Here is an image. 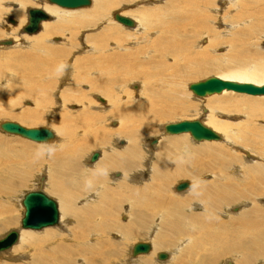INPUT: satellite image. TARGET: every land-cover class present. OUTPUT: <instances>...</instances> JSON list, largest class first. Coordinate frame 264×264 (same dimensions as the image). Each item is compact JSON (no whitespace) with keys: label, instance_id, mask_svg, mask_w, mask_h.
Returning <instances> with one entry per match:
<instances>
[{"label":"bare ground","instance_id":"bare-ground-1","mask_svg":"<svg viewBox=\"0 0 264 264\" xmlns=\"http://www.w3.org/2000/svg\"><path fill=\"white\" fill-rule=\"evenodd\" d=\"M36 1L40 4H36L34 8L31 7L26 9L24 7L29 4V0H12V2L0 0V79L4 76L3 79L0 80V94L6 93V95H0V116L9 114L11 108L16 106L17 101L20 100L21 103L25 97L32 96L33 101L31 104H33V108L21 110L17 112V116H15L22 122L28 121L32 124H39L43 121V109H46L50 98H52L45 93V90L47 89L48 93L51 94L54 87L49 88L39 83V80L44 78L43 75L48 74L47 78L55 75L54 73L57 72L59 65L61 66L60 69L62 72L66 70L65 68L70 70L73 67V63H71L72 61L70 59L67 60V57L71 53L72 48H75L74 42H77L78 39L81 38L79 37L80 33L97 24H111L112 21H114L113 18L115 15L114 13L111 18L108 16L111 9L121 6L124 2H132L134 0H90L91 3L89 6L71 10L50 4L47 0ZM145 1H147V6L143 5L138 7L139 3H145ZM161 1L163 2V0ZM247 2L251 1L247 0ZM151 3L148 0L137 1L135 5H137L138 8L136 9L135 7L133 10L120 9L121 11L117 14L130 17L134 25L128 27L122 24L121 26V23L119 24L118 22L117 25L113 24V26L119 27V29L127 31V33H115L116 28L109 26L106 28L104 27V30L97 36H88L85 38L83 45H88L89 47L88 51H86L89 55V64L80 68L81 73L79 74L75 73L76 70L74 71L73 82L75 85L78 81L88 82L91 85L90 91L102 93L106 96V101L105 99L102 101L97 98V96L95 97L102 103V106L105 105L107 107L102 113L103 115L101 113L100 115H94L93 113L89 114L87 107L84 109L81 108L78 112L67 111V105L73 102H82L78 97L79 91L73 88H67L61 91L58 87H55L54 99L56 103L60 104L59 113H57V116L48 117V125L47 127L45 126L51 131L52 138L46 142H34L30 140L31 142L40 144V146L48 144L49 146H47L46 150L41 147H34L26 144H19L20 147L18 149L10 146L9 143L15 144L13 143L16 142L14 137H19V135L3 131L1 129V124L7 121L0 122V131L3 132V134L10 137L14 135L13 138L0 137V162L2 160L6 161V164H3L4 167H0V217L11 210L12 204L16 203L14 199L15 193L24 186L25 183L23 185L22 183L27 175L24 166L27 162L25 161H27L29 153L35 151L37 153L34 154L37 156L41 154L45 155L46 153L45 165L47 166V169H43L44 173L42 172L45 175L40 176V173V175L36 177V184H38V186L35 190L40 189L49 197L50 195L46 190L53 192L60 200V211L74 219L71 226L67 225L64 227V233H57L51 230V227L55 228L57 225L61 227L63 223L61 224L59 215L57 225L43 228L45 230H33L36 232L43 230L38 234L31 232L30 229L21 228L19 220L18 230H11L0 238V240L4 239L5 236L12 231L17 233L14 243L0 250V253H5L3 257L12 259L14 263L0 262V264H77L79 261L82 264H107L111 259L118 260L119 256L125 252V250L124 252L121 250L122 247L119 244H112L109 241V234L116 232L120 235V240H122L124 244L126 240L129 241L132 238L134 239L140 236L141 233H138V231H142L140 228H144L146 221L148 220L149 222L153 216H157L156 220H158V223L162 221L160 224L162 229L158 230L157 224H155L154 228L151 226H147V229L144 228L146 232L143 236L146 234L149 240L152 241V243L147 241L151 244L150 251L147 254L133 256L131 252L134 243L128 248L130 259L127 260V264H151V261L154 263L152 258L141 259V257L145 255H155L156 257L159 252L154 253L155 249H168L171 247L173 241H170L171 239L169 241L167 240V237L170 238L171 235V237L175 238H184L187 246L184 245L186 247L183 250H180L184 247L183 245L177 247L172 246L173 250H169L170 252L168 253L165 252L168 257L165 261H160V264H218L219 259L225 255L239 257L236 264H251L257 257H264V220L261 221L260 219L264 213L259 215L257 210L251 208L248 213L241 215L238 219L236 218V224H238V226H236L235 230L231 231L230 234L228 233L229 231L227 232V229H225L226 227H222V229L219 227V229H217V224L216 227H213L215 226L214 223L218 221V219L216 220L215 218L217 209H219L218 213H220L224 206L239 200L243 201L245 198L248 199L249 195H264V189H260L257 186L261 185V181H264V168L260 164L254 165V163L257 164L259 162H255V158H252L253 156H251V153L243 150L249 147V150H253L258 153V155H264V125L260 124L261 128L254 129L253 127L251 129L244 118L238 117V119H235L237 117H232L228 113V115H224L221 110V106L234 107L237 110L236 113H245L246 119L247 115L250 116L249 119H252V117L256 118V120L263 119L257 120L260 123L264 122V104L253 103L242 97V100L239 102L226 101L225 98L218 99V97L233 92L234 94L257 97L258 100L254 101H264V95H248L246 93H237L225 89L220 93H205L201 95L190 89L191 85L203 82L212 77L189 84L185 92L197 98L206 97L202 100V105L198 108L200 111L195 109L194 114L190 117H196L197 114L201 115L200 120L202 124L219 134L220 139L207 142L203 140L201 143L207 144L190 146L186 137V135L191 137L189 133L170 136L163 142H167L176 153L163 148V143L159 144L157 146L158 148L156 147L154 149L153 146H155L156 141L153 146L147 147L146 152L150 155L146 156L144 159L145 163L142 165L144 171H141L142 173L140 174H136V171L134 172V169L140 166L137 164L143 161L142 159L145 157L143 156L144 154L142 155L140 152L142 149L139 150V145L142 146L140 144L141 139L154 135L155 132L153 128L159 129L162 135H172L165 132L164 126L166 124L160 126L158 123H160V121L172 120L171 118L178 116L176 113L184 106L187 101L186 97H188L187 93H182L186 86L185 82L193 80V77L197 78L200 73L203 72L202 70L206 69L205 67H215L218 68L217 70L223 71L222 73L218 72L220 74L215 77L222 81H232L238 84L250 83L257 86L264 85L263 54H259V57H257L258 53L257 55H252L251 51L246 50L242 46L238 48L242 37H247L248 35L246 34L251 33L259 22L263 24L264 0H260V2L257 3L259 5V10L253 9L252 5L245 3V0H216L214 3L217 7L214 10V7H210V5L213 4V0H164L162 4H159V1L158 5L157 3ZM15 5L17 7H13ZM53 7L60 8L61 11L55 10ZM249 7L251 8L250 10ZM30 9H41L48 14V18L42 20L39 23L38 30L32 34L23 31L24 26L28 22V11ZM229 9L235 12L233 16L234 24L228 23L229 25H225V32L223 35L219 36V39L225 40L229 36H231V38L227 41L229 45L226 46V49L224 48L225 51L219 53V48L210 45L213 41L212 39L217 37H213V30L209 28L207 24L213 12L218 15ZM77 10H84V12H86V17H83V14H71ZM228 12L229 11H227V13ZM51 17H54L53 21ZM258 17H260V19H257ZM238 27H241V30L237 31L235 36L231 35ZM91 30H93V28ZM214 31L217 33L216 30ZM193 35H197L196 39L198 38L194 41L195 48L192 42ZM55 36H64V41L61 43L62 46H57L59 43L53 42ZM201 37H206L205 43L201 42ZM263 37L264 36L259 39L261 40ZM110 39H113V42L109 41ZM124 43H126L127 46L132 45L131 47H135L136 50L131 51L129 48H126ZM140 43L143 44L140 45ZM227 51H230L228 57L226 55ZM247 62L250 64L244 65ZM79 65L80 67L83 66L80 63L78 66ZM78 66L77 70L79 71ZM90 69L95 71H90ZM7 70L10 73L7 74V72H5ZM9 74L16 76V78L12 80L11 85L7 84L8 77H5L9 76ZM99 74L102 76L97 78ZM92 75L97 76L94 78L91 77ZM106 75H109L112 79V81L109 82L111 87H109V83L104 84L102 81L103 77H106ZM136 79H140L142 82L141 86L137 83L127 86L129 89L130 87L133 88L137 93L138 99H132L131 90H128L129 92L126 90L127 87L124 82L127 83ZM186 79L187 81H185ZM50 83L51 82H48V84ZM54 84H56V82ZM121 94L126 95L124 100L120 97ZM211 96L218 101V105L215 107H206V101L213 98ZM82 97L84 100L83 93ZM24 103L25 101L23 105ZM51 103L53 104V102ZM86 103L94 105L90 100H86ZM191 104L196 106L193 104V101ZM77 116H79L78 123L83 125L79 126L81 131L75 136L72 135L70 123H74V119H76ZM181 117L182 116H180V118ZM195 117L185 120H195L197 118ZM222 118L232 119L233 121L227 122V120H223ZM112 120H117L116 123L118 126L113 130H105V127L108 126L106 122H115ZM242 124H245L247 128L241 129L240 126ZM58 132L63 133V139H59L60 134H58ZM82 135H85V138H77ZM121 137L126 138V146L119 148L118 144H115L116 147H118L116 148L117 150H114L115 145L109 146L113 139L116 142ZM241 137L244 139H239ZM20 138L23 137L20 136ZM222 139L226 141V144L221 147L226 148V150L233 149L236 141L245 143L241 151L244 155L246 153V156H248L247 158L244 156L247 164L253 163L249 166H244V163H240V160L237 158H229L225 162L219 161L218 173L222 174L226 166L225 163L232 162V169H234V167L238 168L237 166L240 163L239 169H242L241 172L245 175L244 177L249 179L247 182L243 184L238 182L227 183L229 181L225 182L224 179L220 178L221 180L219 179L218 184L213 183L209 186H207L208 184L200 186V182L198 183L196 180L193 183L185 180L190 183L189 188L184 190L186 191L185 194L193 188L190 193H192L194 197L191 195V199H197L199 203L202 205L204 204L201 214L189 212V209H187L189 205L187 204L188 206H184L185 202L181 201L184 197L178 195L174 196L173 192L172 194L168 192V195H170V197L174 196V200L165 204L166 206L164 203L162 204L161 202L163 201L165 191L161 192V186L156 189L157 191H154L159 195L156 198L158 201L155 202V205L152 203L153 199L151 200L149 190L153 191L154 188H151V184L155 185L156 181L161 183L159 179L169 183L176 178L191 177L192 174L193 176L197 175L200 169L212 170L214 168L213 165L206 164L198 166L196 171L188 172L184 170L185 166L183 165V161L190 158L189 153L191 152L219 160L223 151H221L222 148H217L216 145L219 144L217 141L222 142ZM24 140H26V138ZM27 141L29 140L27 139ZM215 142H217V144L213 145ZM101 145H103L102 147L109 146L108 154L106 158H101L99 156L94 163H90L89 161L86 162L87 168H95L94 171L88 175V178L97 181L95 184L93 183L94 185L91 184L88 187V191H85L91 192L93 189L92 192L82 197L79 202H87V199H93L95 196H98L99 199L95 201L91 200L92 204L90 205L86 203L82 206L75 207L73 205L75 194H73L71 189L69 190V188H66L57 176H51L49 172L50 167H54V164L58 162H63L65 160L69 161L70 159L67 157L72 158L75 155L85 152L89 148L95 149ZM207 145L214 146L216 153L214 154L203 149V147ZM93 154L89 156V159ZM175 154L177 158L174 157ZM153 155L155 162L152 167L151 159ZM13 157L14 160L19 158L21 162V170H19V173L18 170L16 172V168L10 164V162L13 161ZM29 157H32V155ZM101 159L104 160L101 161ZM162 161L166 162L165 164L168 165V168L166 165L164 166ZM256 161L264 163V160L260 158H257ZM100 165L101 169L100 172H98ZM75 167L76 165H74V168ZM67 169L72 168L69 167ZM112 169H120L122 172L115 173L109 180L102 177L103 173H107L109 170L112 171ZM78 173L79 172H73L71 175L77 187L81 186V184L83 185L82 182H79L78 179L75 178ZM100 173L102 174L100 175ZM16 174H18V177ZM47 175L49 177L45 185ZM149 175L150 180L148 182H145L141 186L136 183L140 177L143 180L148 178ZM115 181L116 183H114ZM253 181H257V185L254 184L255 182L253 183ZM113 184H116V186ZM120 184H122V188L129 187L127 188L129 194L118 192L117 189L120 188ZM175 186L176 183L172 185L176 193L184 192H177ZM240 186L242 189L239 188ZM82 187L84 190L87 188H84V186ZM241 190H249V195ZM190 193L188 195H190ZM23 195L19 201L21 209H23L21 205ZM124 201L128 202L127 204L130 209V217L125 226L119 223L116 224L114 222V214L108 211L110 208L108 206L111 205V207L116 210V208L121 205L119 203H123ZM251 204L254 203L252 202ZM144 206L150 209L154 208V215L151 213L152 210L150 213L146 214V217L143 216L141 209ZM237 209L238 208L235 207V212ZM23 212L24 209L22 210L21 217L23 216ZM235 212L234 208H232L225 211L223 216L233 215ZM9 218L10 216L0 220V231L4 226L6 227L14 224L15 220ZM185 223L187 225H184ZM74 228H77V231ZM193 232H196V234L194 235ZM170 233L172 234L170 235ZM16 243L18 244L15 245ZM206 246H209V248L207 247L208 250H206L207 252L204 255L200 256L201 253L199 256L196 253L190 254L192 257L191 261L178 255V252H183L186 256L189 247L195 250H204ZM106 247L109 249L106 250ZM23 251H25L26 256L29 257V262L24 260L26 258L25 256L16 257L14 255L16 258H10L14 257L12 256L13 254ZM135 258L139 259L132 260ZM185 259L187 260L184 261ZM194 259L195 261H193ZM0 261H4V259L0 257ZM228 264H231V262Z\"/></svg>","mask_w":264,"mask_h":264},{"label":"rangeland","instance_id":"rangeland-1","mask_svg":"<svg viewBox=\"0 0 264 264\" xmlns=\"http://www.w3.org/2000/svg\"><path fill=\"white\" fill-rule=\"evenodd\" d=\"M137 1H144V0H134V1H130V2H124V3H122L121 4V6H119V7H117V8H114V9H111V11H110V13L108 14V16L111 18V17H113V15H114V13L115 14H117V13H119V11H121V10H133L134 9V7H135V9L136 8H138L139 6H147V1H145V3H139L138 4V7H137V5H135V3H137ZM151 4H156L157 3V5H158V2L160 1V3L159 4H162V3H164V0H163V2L161 1V0H148ZM216 0H213V4L212 5H210V7L212 8V7H214L213 8V10L217 7L216 5H215V2ZM249 1H251V2H247V0H245V3H247V4H249V5H252V8L253 9H255V10H259V5L257 4V3H259L260 2V0H249ZM8 2H12V0H8ZM36 2V3H35ZM127 3V4H126ZM14 4V3H13ZM36 4H40L38 1H36V0H29V4H27L24 8H31V7H36ZM149 5V4H148ZM218 5H219V3H218ZM226 5V4H225ZM225 5H220V6H225ZM41 6V5H40ZM13 7H17L16 5L15 6H13ZM55 10H58V11H61L60 10V8L58 9V8H55V7H53ZM121 9V10H120ZM251 8L249 7V10H250ZM68 10H71V9H68ZM67 10V11H68ZM227 11H229L228 13H227ZM225 12V11H224ZM224 12H222V13H220V14H216L215 12H213L212 14H211V18L209 19V23L207 24L208 25V27L209 28H211L212 30H213V32H212V35H213V37H217V38H215V39H212L213 41L210 43V45L211 46H215V48H219V53H222V51H225L224 50V48L226 49L227 47L226 46H228L229 44H228V40L231 38V36H229L228 38H226L225 40H221V39H219V36L220 35H223L224 34V32H225V29H224V26L225 25H229V24H234L233 22H234V20H233V16L235 15L234 13V11H232V10H226V12H225V14H224ZM71 14H83V17H86V12H84V10H77V11H75V12H73V13H71ZM214 14V15H213ZM229 14V15H228ZM216 15H217V17H216ZM221 15V16H220ZM223 15V16H222ZM231 15H232V17H231ZM214 17H215V19H214ZM225 17V18H224ZM228 17V18H227ZM52 18V21H53V19H54V17H51ZM128 18H130V17H128ZM218 18V19H217ZM114 19V18H113ZM131 19V18H130ZM228 19H230V20H228ZM257 19H260V17H258ZM228 20V21H227ZM226 22V23H225ZM262 22H263V24L261 23V22H259L254 28H253V30H252V32L251 33H248V34H246V35H248L247 37H242L241 38V41H240V46H238V48H241V46L243 47V48H245L246 50H249V51H251V53H252V55H257V53H258V56L257 57H259V54H263V56H264V37L260 40L259 38L260 37H262V36H264V17H263V20H262ZM229 23V24H228ZM102 24H104V25H102ZM112 24V25H111ZM101 23V25L99 24H97V25H95V26H93V27H91V28H88V29H86V30H83L82 31V33H80V35H79V37H81V38H79L78 39V41L76 42H74L75 43V48H72V50H71V53L69 54V56L67 57V60H71L72 62L71 63H73V67L70 69V70H68L67 68H65L66 70L64 71V72H62L61 71V66L59 65V67L57 68V74L56 73H54L50 68V70L55 74V75H52V76H50L49 78H47L48 77V74H45V75H43L44 76V78L43 79H40L39 80V83L41 84V85H43V86H47V87H49V88H53V92H51V94H49L48 93V91H47V89L45 90V93L47 94V95H50V97H52V98H50V100H49V102H48V104H47V106H46V109L44 108L43 109V112H44V119H43V121L41 122V123H39V124H32V123H29L28 121H25V122H22L19 118L17 119L15 116H17L16 115V113L17 112H20L21 110H26V109H32L33 108V104H31L32 103V101H33V98H32V96H27V97H25V99L20 103V100L19 101H17V104H16V106H14L13 108H11V111L9 112V114H7V115H4V116H0V122L1 121H11V122H16V123H18V124H21L22 126H24V127H29V128H32V127H47V125H48V117H52V116H57L58 114L57 113H59V108H60V104L59 103H56V101H55V96H54V93H55V87H58V89L59 90H65V89H67V88H73V89H77L79 92H78V97H79V99L80 100H82V102H78V103H75V102H73V103H71V104H69V105H67L66 106V110L67 111H70V112H73V111H76V112H78L81 108L82 109H84V108H86L87 107V110L89 111L88 113L89 114H94V115H100V113L102 114L103 112H104V110H106V106L105 105H101L102 103L100 102V101H98V99H96L95 97L97 96V98H99V99H101L102 101H104L103 99H105V101H106V96L104 95V94H102V93H97V92H94V91H90V83H88V82H80V81H78L77 82V84L75 85L74 84V82H73V77H74V71H75V73L76 74H79V73H81V69L80 68H83L84 67V65H86V64H89V62H88V53L86 52V51H88V45H83L84 44V41H85V38L86 37H88V36H97V35H99L101 32H102V30H104V27L106 28V27H114L113 26V24L115 25H117L118 24V22L114 19V21H112V23ZM120 24V23H119ZM11 26V25H10ZM83 26H85V25H83ZM97 26V27H96ZM119 26V25H118ZM121 26H122V24H121ZM99 27H100V29H99ZM93 28V30H91ZM95 28V29H94ZM114 28H116V30H115V33H127V31H122L121 29H119V27H114ZM114 28H113V31H114ZM241 27H238V28H236L232 33H231V35H233V36H235V33L237 32V31H239V30H241L240 29ZM224 29V30H223ZM121 30V31H120ZM214 30H216L217 31V33L214 31ZM88 31V32H87ZM242 32V31H241ZM18 33H19V31H18ZM92 34V35H91ZM129 34V33H128ZM83 35V36H82ZM30 37H33V36H30ZM196 37H197V35H193V37H192V42H193V47H194V41L195 40H197L196 39ZM212 37V38H213ZM56 38V39H55ZM55 38H53V42H57V43H59L57 46H62L61 45V43L64 41V36H55ZM83 38V39H82ZM58 39V40H57ZM80 40V41H79ZM200 40H202L201 42H203V43H205V40H206V37H201L200 38ZM109 41H111V42H113V39H110ZM141 41V40H140ZM32 42V41H31ZM142 42V41H141ZM227 42V43H226ZM244 42V43H243ZM143 43H140V45H142ZM213 44V45H212ZM243 44V45H242ZM83 45V46H82ZM124 45L126 46V48H129L131 51H133V50H136V48L135 47H131L132 45H126V43H124ZM137 46H139V45H137ZM107 47V46H106ZM105 47V48H106ZM195 48V47H194ZM262 48V49H261ZM107 50V49H106ZM138 51H140V50H138ZM10 52V51H9ZM228 52V53H227ZM226 52V55H227V57L229 56L228 54H229V52L230 51H227ZM76 53V54H75ZM72 55V56H71ZM81 64V65H83V66H81L80 67V65L78 66V64ZM248 64H250L249 62H247V63H245L244 65H248ZM62 65V64H61ZM77 66H78V69H79V71L77 70ZM87 66H89V65H87ZM206 69H203L202 71L203 72H201L200 73V75L197 77V78H192L193 80H190V81H187V79L185 80V81H187V82H185V84H186V86H185V89L182 91V93L183 94H186L187 92H185V90H186V88H187V86L189 85V84H191V83H196V82H198V81H202V80H204V79H206V78H209V77H216V75H218V74H220V73H222L223 71H220V70H217L218 68H215V67H205ZM59 69V70H58ZM216 69V70H215ZM90 71H95V70H93V69H90ZM5 72H7V74L8 73H10L8 70L7 71H5ZM218 72H220V73H218ZM68 73V74H67ZM68 76V77H67ZM97 75H92L91 77H96ZM102 75L101 74H99V76H97V78L98 77H101ZM4 77V76H3ZM3 77H1V79L0 80H2L3 79ZM5 77H8L7 78V81H8V83L7 84H12V80L13 79H15L16 78V76L15 75H11V74H9V76H5ZM107 77V78H106ZM106 77L104 76L103 77V83L104 84H107V83H109V82H111L112 81V79H111V77L109 76V75H106ZM109 77H110V79H109ZM119 79H120V77H119ZM10 82V83H9ZM48 82H51L50 84H48ZM56 82V84H54ZM189 82V83H188ZM134 83H137V84H140V86L142 85V82L140 81V79H136V80H134V81H129V82H124V84H126L125 86L127 87L128 85H131V84H134ZM55 85V86H54ZM109 87H111V85H110V83H109ZM114 88V87H113ZM126 90L128 91V90H131L130 92H131V98L132 99H138V96H137V93H136V91L133 89V88H131L130 87V89H129V87H127L126 88ZM187 91V90H186ZM129 92V91H128ZM82 93H83V95H84V100H83V97H82ZM226 93H229V92H226ZM3 95H6V93H2ZM2 94H0V95H2ZM87 94V95H86ZM90 94V95H89ZM132 94H134V95H132ZM188 94V97H186V102H185V104H184V106H182L181 108H180V111H178L177 113H176V115H178L177 117H175V118H171L172 120H167V121H160V123H158V125H165V124H168V123H176V122H179V121H182V120H185V119H191V118H193V117H195V116H193V117H190V116H192L193 114H194V111H195V109H198L201 105H202V100H204L205 98H197V97H195V96H191L189 93H187ZM222 94V93H221ZM89 95V96H88ZM214 96V95H213ZM213 96H211V97H213ZM82 97V98H81ZM121 98H122V100H124L125 98H126V95L125 94H121V96H120ZM244 98V99H246V100H250L251 102H253V103H261V104H264V101H254V100H258V98L257 97H250V96H246V95H242V94H234L233 92L231 93V94H227V95H223L222 97H218V99L219 98H225V100L226 101H232V102H239V101H241L242 100V98ZM6 98V97H5ZM27 98V99H26ZM210 98V97H209ZM90 100V102H92L94 105H90V104H88V103H86V100L87 101H89ZM51 100H53V101H51ZM80 100H78V101H80ZM191 100V101H190ZM216 99H214V97L213 98H210V100H208V101H206V104H205V106L206 107H215V106H217L218 105V101L216 100ZM25 101V103H24V105H23V102ZM192 101H193V104L194 105H196V106H193L191 103H192ZM51 102H53V104L51 103ZM85 103V104H84ZM19 104V105H18ZM88 105V106H87ZM22 106V107H21ZM198 106V107H197ZM10 108V107H9ZM46 110V111H45ZM199 111H200V109H198ZM221 110H222V112H223V114L224 115H230V116H232V117H237V118H235V119H238V117H241L242 119L244 118L246 121H247V125L248 126H250V128L252 129L253 127H254V129L255 128H261V126H260V124L261 125H264V122H258L257 120H263V119H257L256 120V118H254V117H252V119H249L250 118V116L249 115H247V119H246V117H245V113H236V109L234 108V107H227V106H221ZM97 113V114H96ZM228 113V114H227ZM239 114V115H238ZM103 115V114H102ZM198 115V116H197ZM196 115V119H198V120H200L201 119V115H199V114H197ZM237 115V116H236ZM180 116H182L183 117V119H182V117L180 118ZM229 116V117H230ZM189 117V118H188ZM81 118V117H80ZM78 119H79V116H77L76 117V119H74V123H70V128L72 129V135H77L80 131H81V129L79 128V126H81V125H83V124H80V123H78ZM195 119V120H196ZM223 120H227V122H232L233 120L232 119H225V118H222ZM112 121H115V122H113V123H110L111 121H107L106 122V125L108 124V126L107 127H105V130H113L114 128H116L117 126H118V124L116 123V121L117 120H112ZM201 121V120H200ZM239 122H240V120H239ZM252 122V123H251ZM75 123H76V125H75ZM253 123H254V125H253ZM252 124V125H251ZM77 127V128H75V127ZM256 126V127H255ZM49 127V126H48ZM155 127V126H154ZM240 128L241 129H244V128H247V126L245 125V124H242L241 126H240ZM154 130V135H152V136H147V137H145L144 139H141V142H140V144L142 145V146H140L139 145V150H141L140 152H141V154L143 155V156H145L142 160L143 161H141V162H139L137 165H140V166H138L136 169H134V172L136 171V174H140V173H142L141 171H144L143 169V167H142V165H144V163H145V158H146V156H148V155H150L149 153H147L146 151H147V147L148 146H153L154 144L153 143H151V141L152 140H154V139H156V144H155V146H153V148L155 149L159 144H162L163 143V148H166V149H169V150H171L173 153H176V151L175 150H173L172 149V147L167 143V142H163V141H165V140H167V138H169L170 136H178V135H166V134H164V135H162L161 134V131H159V129H156V128H153ZM152 133V134H153ZM58 134H60L59 135V139H63V133H60V132H58ZM183 135V134H182ZM7 137V138H13V136L12 137H10V136H8V135H6V134H3V132H1L0 131V137ZM186 137H187V142L190 144V146H196V145H199V144H201V145H203V144H207V143H201V141H200V143L198 142H194L192 139H191V137H189V135H186ZM223 137V136H222ZM77 138H85V135H82V136H80V137H77ZM224 138V137H223ZM14 139H16V142H13V143H15V144H12V143H9V145L10 146H13L15 149H18L20 146H19V144H26V145H30V146H34V147H41V148H43V149H47V146H49L48 144L47 145H42V146H40V144H37V143H34V142H31L30 140L29 141H27V139L26 140H24L25 138H20V136L19 137H14ZM239 139H244L243 137H241V138H239ZM18 140V141H17ZM55 141V140H54ZM54 141H53V143H54ZM114 142V143H113ZM205 142H207V141H205ZM213 142V141H212ZM217 142L219 143L218 145H216L217 144ZM217 142H215V143H213V145H216V147L217 148H222L221 146H224L226 143V141H224V139H222V142H220V141H217ZM53 143H51V144H53ZM115 144H118V147L119 148H123L124 146H126V138H123V137H121V138H119V140L118 141H116L115 142V140L113 139L112 140V143L111 144H109V146H112V145H115ZM223 144V145H222ZM244 144L245 143H240L239 141H236L235 142V146L233 147V149H227L226 150V148H222V150L221 151H223V154H222V156L221 157H219V160L217 159V160H215V159H212V158H209V157H205V156H201L200 154H197V153H195V152H191V153H189V155H190V158L189 159H185L184 161H183V165L185 166V168H184V170L185 171H188V172H191V171H196L197 169V167L198 166H202V165H206V164H209V165H213V169L212 170H202V169H200L199 170V173L197 174V175H194L193 176V174H192V176L191 177H185V178H176V179H174V180H172V181H170L169 183H166L165 181L163 182L162 181V179H159L160 181H161V183L159 182V181H156L155 182V185L153 184H151V188H154L153 189V191L152 190H149V193H150V196H151V200H152V203L155 205V202H157L158 200L156 199L159 195L157 194V192L155 193L154 191L159 187V186H161L160 187V190H161V192L162 191H165V195H164V197H163V201L161 202L162 204L164 203V205L165 204H168V203H170V202H172V200H174V196H183L184 198H182L181 199V201H183V202H185V205L184 206H188L187 207V209H189V212H191V213H193V214H201L202 212H203V210H202V208L204 207V204L202 205L201 203H199V201L197 200V199H191V197L193 196L194 197V195H192V193H190L192 190H193V188H192V190L190 191L189 190V192H187L186 194H185V192L186 191H184V192H182V193H176L174 190H173V187H172V185H174L175 183L176 184H178L180 181L182 182V181H185V180H187V181H190V183H193V182H195V180L200 184V186H203V185H207V186H209V185H212L213 183H217L218 184V181H219V179L221 178V179H224L225 180V182H227V181H229V182H227V183H230V182H234V183H236V182H238V183H240V184H243L244 182H247L249 179L248 178H246V177H244L245 175L244 174H242V169L240 170L239 169V165H240V163H244V166H249L250 164H252V163H248L247 164V161L245 160V158H244V156L247 158L248 156H246V153H245V155L243 154V152L241 151V149H243L244 147ZM103 145H101V146H99V147H97V148H89V149H87L85 152H83V153H80V154H78V155H75L74 157H75V159H74V157H72L73 158V160H72V158L71 157H67V158H69L70 160L68 161V160H65V161H63V162H58V163H55L54 164V161L52 160V162H53V164H54V167H50V170H49V172H50V174H51V176H53V177H58L61 181H62V183L65 185V187L66 188H69V190L71 189V191L73 192V194H75L74 195V199H73V205L75 206V207H78V206H82V205H84V204H86L87 203V205H90V204H92L91 202L92 201H95V200H98L99 199V197L97 196H95L93 199H87L86 201L87 202H85V201H83V202H79L80 201V199L82 198V197H84V196H86L87 194H89V193H91L92 192V190H91V192L89 191V192H85V191H88V187L91 185V184H95L96 183V181L97 180H93L92 178H88V175L90 174V173H92L93 171H94V167L92 168V167H86V162H88L89 161V156L91 155V154H93V153H97L98 152V154H99V156L101 157V158H106V155L108 154V147L109 146H105V147H102ZM186 146V145H185ZM190 146H189V148H190ZM118 147H116V145H115V149L114 150H117L116 148H118ZM158 148V147H157ZM237 148V149H236ZM248 148V149H247ZM246 149L244 148L243 150L244 151H246V152H248V153H251V156H253L252 158H255L254 160H255V162H259V163H257V164H255L254 163V165H262L263 166V168H264V163H262L261 161H256V159L258 158H260V159H262V160H264V155H258V153H256V152H254L253 150H249L250 148L249 147H247ZM153 149V150H154ZM203 149H205L206 151H208V152H211V153H216V151H215V147L214 146H212V145H207V146H205V147H203ZM248 150V151H247ZM250 151H252V152H250ZM30 152V151H29ZM34 153H37V152H30L29 153V156L30 155H32V157H29V156H27L28 158H27V161H25V162H27V163H25V171H27V175L25 176V178H24V180H23V183H22V185L24 184V186L23 187H21L19 190H18V192H16L15 193V197H14V199H15V201H16V203H13L12 204V207H11V210H9L4 216H2V217H0V220H2V218H5V217H8V216H10V218L11 219H13V220H15V222H14V224H11L10 226H4V228H2V230L0 231V238H2L6 233H8L9 231H11V230H18V227H19V220H20V218H21V214H22V210L23 209H21V207H20V204H19V201H20V199H21V196L25 193V192H27V191H30V190H35L36 188H37V186H38V184H36V177L38 176V175H40V173H41V175L40 176H44L45 174H43L44 173V171H43V169L45 168V169H47V166L45 165V162H46V160H45V155H46V153H45V155H36V154H34ZM231 153V154H230ZM254 153V154H253ZM83 154V155H82ZM183 154V153H182ZM156 155V154H155ZM228 155V156H227ZM233 155H234V157H233ZM177 155L175 154V158H177L176 157ZM256 156V157H255ZM99 158V157H98ZM225 158V159H224ZM229 158H233V159H238V160H240V163L238 164V168H236V167H234V169H232V162L231 163H225V168L223 169V172H222V174L220 173H218V166H219V163L220 162H225L227 159H229ZM87 159V160H86ZM102 160H104V159H101V161ZM152 161H151V166L153 167V163L155 162V158H154V155H153V157H152V159H151ZM190 160V161H189ZM194 160V161H193ZM243 160H245V161H243ZM220 161V162H219ZM96 162V161H95ZM246 162V163H245ZM20 161H19V158H16L15 160H14V157H13V161L12 162H10V164H12V166L14 167V168H16V172H17V170H18V173H19V170H21L20 168ZM142 163V164H141ZM162 163L164 164V166L166 165L165 163V161H162ZM262 163V164H261ZM3 164H6V161H4V160H2L1 162H0V167H4L3 166ZM99 164V163H98ZM98 164H97V166H98ZM74 165H76V167L74 168ZM253 165V166H254ZM32 166H33V168H32ZM167 166V168H168V165H166ZM243 166V167H244ZM28 167V168H27ZM72 168V169H67V168ZM194 167V168H193ZM87 168V169H86ZM228 168V169H227ZM100 169H101V165L99 166V171L98 170H95V171H98V172H100ZM239 169V170H238ZM29 170V171H28ZM237 170V171H236ZM217 173H216V172ZM240 171V172H239ZM30 172V173H29ZM43 172V173H42ZM49 172H48V175H49ZM73 172H79L78 174H77V176L75 177L76 179H78V181L79 182H82L83 183V185L81 184V186H79V187H81V188H79V187H77V186H75L76 184H75V182L73 181V179L71 178V175H72V173ZM113 172V173H112ZM121 173L122 172V170H120V169H112V171L111 170H109L107 173H103V176L102 177H104L106 180H109L110 179V177L112 176V175H114L115 173ZM83 173V174H82ZM144 173H146V172H144ZM231 175H230V174ZM102 173H100V175H101ZM105 174V175H104ZM17 175V177H18V174H16ZM47 175V179H46V182H45V185H46V183H47V181H48V176ZM67 175V176H66ZM107 175V176H106ZM109 175V176H108ZM242 175V176H241ZM203 177V178H202ZM71 178V179H70ZM150 175H149V177L148 178H146V179H141V177L139 178V180H137V184H139V186H141L142 184H144L145 182H148L150 179ZM19 179V178H18ZM203 179V180H202ZM205 179V180H204ZM220 179V180H221ZM247 179V180H246ZM240 180V181H239ZM177 181V182H176ZM257 181H259V180H257ZM257 181H253V183L254 184H256L257 185ZM114 183H116V181L114 182ZM203 183V184H202ZM252 183V184H253ZM93 184V185H94ZM160 184H162V185H160ZM70 185V186H69ZM114 185V184H113ZM122 184H120V188H118L117 190H118V192H123L124 194H129V190L127 189V188H129V187H127V188H125V187H123L122 188V186H121ZM193 185V184H192ZM82 186H84V188H86L85 190L83 189V187ZM96 186V185H95ZM114 186H116V184L114 185ZM157 186V187H156ZM260 189H264V181H261V185H257ZM78 188H79V190H78ZM133 188H135V187H133ZM137 188V187H136ZM240 189H242V187L240 186L239 187ZM116 190V191H117ZM135 190V189H134ZM47 191V193L50 195V197L52 198V199H54L56 202H57V205H58V210H59V215H60V222H61V227H59V225H57V226H55V228L53 227H51V230H53L54 232H57V233H61V232H63L64 233V231H63V229H64V227H66L67 225H70L71 226V224H72V221L74 220L73 219V217H70V216H67V215H65L63 212H61L60 211V200H59V198H58V196L57 195H55L53 192H51V191H49V190H46ZM157 191V190H156ZM242 192H245L246 194H248L249 195V190H241ZM240 191V192H241ZM250 191H251V189H250ZM168 192L170 193V194H172V192H173V197L171 196L170 197V195H168ZM86 193V194H85ZM155 193V194H154ZM190 193V195H188ZM153 195V196H152ZM192 195V196H191ZM78 197V198H77ZM169 197H170V199H169ZM190 197V198H189ZM168 198V199H167ZM246 199V200H245ZM243 201H241V200H239V201H236V202H234V203H232V204H229V205H226V206H224V208L222 209V211L220 212V213H218L219 212V209H217L216 210V215H215V218H216V220L218 219V221H216L214 224H215V226H213V227H216V224H217V229H219V227H221L220 229H222V227L223 228H225V229H227V232L230 234V232L231 231H233V230H235V228H236V226H238V224H236V220L241 216V215H243V214H246V213H248L250 210H251V208L252 209H254V210H257L258 212H259V215L260 214H262V213H264V195H260V196H254V195H252V196H250L249 195V198L247 199V198H245ZM78 200V201H77ZM92 200V201H91ZM156 200V201H155ZM167 202V203H166ZM254 203V204H251V203ZM128 202L127 201H124L123 203H119V204H121L118 208H116V210H114V208H112L111 207V205L110 206H108V207H110L109 208V212H112L113 214H114V217H115V219H114V222L116 223V224H123L124 226L127 224V222H128V220H129V217H130V209H129V206H128V204H127ZM76 204V205H75ZM78 204V205H77ZM188 204V205H187ZM246 206H245V205ZM153 205V206H154ZM166 206V205H165ZM240 206H242V207H240ZM85 207V206H84ZM235 207H237L238 209H237V211L235 212ZM81 208H83V207H81ZM232 208H234V212H235V214H233V215H228V216H226V217H224L223 216V214H224V212L225 211H227V210H230V209H232ZM111 209V210H110ZM153 210V211H152ZM185 210V209H184ZM141 211H142V213H143V216H145L146 217V214L147 213H150L151 211V213L154 215V212H155V209L154 208H146V206H144L142 209H141ZM261 212V213H260ZM163 215V214H162ZM9 218V219H10ZM156 218H157V216L155 217V216H153V217H151V219L149 220V222H148V220H147V218H146V225L144 226V228H146L147 229V226H151V227H153L154 228V226H155V224H157L158 226H157V229L159 230H161L162 228L160 227V224L162 223V221L160 222V223H158V220H156ZM237 218V219H236ZM261 219V221H263L264 220V215L260 218ZM108 220V219H107ZM160 220V219H159ZM258 220V219H257ZM221 221V222H220ZM1 222V221H0ZM108 222H109V220H108ZM13 225V226H12ZM184 225H187L186 223L184 224ZM74 226H75V223H74ZM143 227H141L140 229L142 230V231H138V233H141L140 234V236H138V237H136V238H132V239H130L129 241L128 240H126V242L123 244L122 242V240H120L121 239V237H120V235L119 234H117L116 232H112L111 234H109V237H108V239H109V241L112 243V244H119L122 248H121V250H123V252H124V250H125V252H124V254H121V256H119V259L118 260H115V259H111V260H109V263H107V264H127V260H129L130 259V256H129V253H128V248H129V246H131V245H133L134 243H141L142 241V243H149V242H151L152 243V241H150L149 240V238H148V236H146V234L143 236V234L146 232V231H144L145 229H144ZM75 229V228H74ZM77 229V228H76ZM75 229V230H76ZM43 230H45V229H43ZM42 230V231H43ZM42 231H38V232H36V231H33V230H31V232H34V233H36V234H38V233H41ZM77 231V230H76ZM172 233H170V235H171ZM193 234L195 235L196 234V232H193ZM169 235V236H170ZM172 236V235H171ZM170 236V238L169 237H167V240L169 241L170 239V241H173V245L172 246H175V247H177V246H184V245H186V243H185V241H184V238H175V237H171ZM175 239V240H174ZM152 240V239H151ZM183 240V241H182ZM145 241V242H144ZM147 241H149V242H147ZM180 243V244H179ZM18 243H16L15 245H17ZM150 244V243H149ZM151 245V244H150ZM169 247L168 249L166 248V249H155V252L154 253H156V252H159V253H162V252H170L171 250H173L172 248L173 247ZM187 246V245H186ZM186 246H184L182 249H180V250H183ZM209 248V246H206L205 247V249L204 250H195V249H193L192 247H189V249H188V253H186V256H185V253H183V252H178V255L179 256H181V257H185V258H187V259H189L190 261L192 260V257L190 256V254L192 255L193 253H196V254H198V256H199V254H200V256L201 255H204L207 251L206 250H208V248ZM11 248V247H10ZM9 248V249H10ZM106 250L107 249H109L108 247H106L105 248ZM170 250V251H169ZM127 251V252H126ZM199 251V252H198ZM119 252H120V250H119ZM182 253V254H181ZM4 252H3V254L2 253H0V257L1 258H3L4 259V261H0V262H9V263H14V261H12V259H8V257L6 258V257H3L4 256ZM147 254V253H146ZM16 256V257H23V256H25L26 258L24 259V260H26L27 262H29V257L28 256H26V252L25 251H23V252H21V253H16V254H13L12 256ZM139 255V254H138ZM10 257V258H16V257ZM191 257V258H190ZM140 258V257H139ZM139 258H137V259H139ZM147 258H152L153 259V262L154 263H152V261H151V264H160V261L161 260H158L157 259V255H156V257H155V255L153 256H149V255H145L144 257H141V259H147ZM155 258H156V260H155ZM197 258V257H196ZM136 258L135 259H132V260H137ZM184 259V258H183ZM187 259H185L184 261H186ZM14 260V259H13ZM196 260H198V259H196ZM237 260H239V257H234V256H231V255H225V256H223V257H221L220 259H219V262H218V264H224V262H225V264H228L229 262H231V264H236V262H237ZM11 261V262H10ZM163 261H165V260H163ZM193 261H195V259L193 260ZM158 262V263H157ZM264 263V257H257L256 258V260H254L251 264H263ZM17 264V263H16ZM77 264H82V263H80V261L79 262H77ZM167 264H169V263H167ZM171 264H173V263H171Z\"/></svg>","mask_w":264,"mask_h":264},{"label":"water","instance_id":"water-1","mask_svg":"<svg viewBox=\"0 0 264 264\" xmlns=\"http://www.w3.org/2000/svg\"><path fill=\"white\" fill-rule=\"evenodd\" d=\"M48 3L54 4L58 7L65 9H77L84 6H89L90 0H47ZM48 18L41 9H30L28 11V22L24 26L25 33H35L39 28V23ZM114 19L128 27L134 25L132 19L114 15ZM190 89L203 95L205 93H220L221 91L228 90L237 93H246L248 95H264V85L257 86L248 84H238L232 81H222L215 77L209 78L203 82L193 84ZM3 131L19 135L23 138L34 142H46L52 138L51 131L46 127L41 128H25L18 123L4 122L1 124ZM164 130L168 134L177 135L181 133H189L194 141L200 142L203 140H219L220 135L210 130L202 124L200 120H183L176 123H169L164 126ZM156 139L151 143L155 144ZM99 157L98 153H94L90 159V163H94ZM190 183L182 181L176 184L175 190L177 192L188 189ZM21 205L24 209L23 216L20 219V226L23 229L40 230L45 227L55 226L58 223L59 212L57 202L45 194L42 190L27 191L21 200ZM15 231L10 232L4 239L0 240V250L5 249L14 243L17 235ZM151 245L149 243H135L132 247L131 254L137 256L138 254H146L150 251ZM168 255L166 253H158V260H166ZM264 264V263H263Z\"/></svg>","mask_w":264,"mask_h":264}]
</instances>
